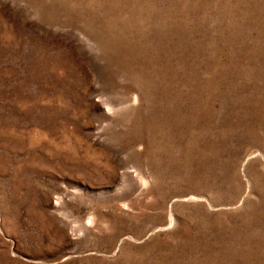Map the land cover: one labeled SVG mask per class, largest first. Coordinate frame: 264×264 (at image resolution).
Listing matches in <instances>:
<instances>
[{"label": "rangeland", "instance_id": "374dc122", "mask_svg": "<svg viewBox=\"0 0 264 264\" xmlns=\"http://www.w3.org/2000/svg\"><path fill=\"white\" fill-rule=\"evenodd\" d=\"M0 264H264V0H0Z\"/></svg>", "mask_w": 264, "mask_h": 264}]
</instances>
